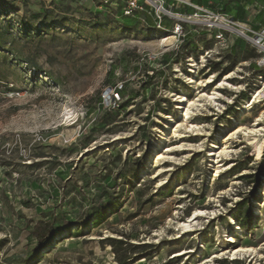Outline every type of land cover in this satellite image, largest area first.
Wrapping results in <instances>:
<instances>
[{
	"label": "rangeland",
	"instance_id": "1",
	"mask_svg": "<svg viewBox=\"0 0 264 264\" xmlns=\"http://www.w3.org/2000/svg\"><path fill=\"white\" fill-rule=\"evenodd\" d=\"M127 1L0 0V264H264V0Z\"/></svg>",
	"mask_w": 264,
	"mask_h": 264
},
{
	"label": "built area",
	"instance_id": "2",
	"mask_svg": "<svg viewBox=\"0 0 264 264\" xmlns=\"http://www.w3.org/2000/svg\"><path fill=\"white\" fill-rule=\"evenodd\" d=\"M149 1L153 2L154 8L156 9V11L154 10H151V11L156 17L155 19L156 25L159 29H161V24L163 23V20L167 16H169V17H173L177 21V26L175 28V34L177 35L183 34V23H187V21H190L191 18H188L187 16H184L182 14H174L173 11L170 9L166 10L165 5H164L166 3V0H162L160 4L152 0H149ZM183 4L187 5L188 2L184 1ZM124 10H125L124 13L126 16H132L136 12H139V11L147 12L148 6L144 2H138L137 0H128ZM226 26L231 30V32L234 31L237 34V38H242V39L249 38L248 33L250 31L243 28L239 23L228 20ZM212 28L216 29L215 27H212ZM256 44H258V42H256ZM262 59H264V57ZM263 65H264V62H263ZM122 88H123V84L112 87L108 91L104 92V94L102 95V103L105 109L115 110L119 108L120 104L123 102V99L119 93V91Z\"/></svg>",
	"mask_w": 264,
	"mask_h": 264
},
{
	"label": "trees",
	"instance_id": "3",
	"mask_svg": "<svg viewBox=\"0 0 264 264\" xmlns=\"http://www.w3.org/2000/svg\"><path fill=\"white\" fill-rule=\"evenodd\" d=\"M133 17H135V15L133 16ZM27 27H30V26H27ZM239 39V38H238ZM254 69H257V66H254ZM119 93H120V95H121V97H122V99H123V102L120 104V106H119V108H117V109H115V110H107V109H105L104 108V106H103V103H102V97H100L99 98V101H100V106L102 107V109L104 110V111H106L107 112V116H109V117H111V113H114V112H120L121 110H124V109H126L127 107H128V105H129V101H130V99H132V98H127V99H125V97H124V85H123V88L119 91ZM248 217H249V213L247 212V215L245 216V219H247V220H243V222L242 221H240V220H238V221H240V223H241V225L244 227V228H247L248 226H249V221H248ZM120 248L122 247V246H119ZM142 248H144V247H142ZM135 249H140V247H136ZM130 253V252H129ZM134 254H139V255H142V254H140V253H138V252H136V253H134ZM127 255V254H126ZM126 258L127 259H130L128 256H126Z\"/></svg>",
	"mask_w": 264,
	"mask_h": 264
},
{
	"label": "bare ground",
	"instance_id": "4",
	"mask_svg": "<svg viewBox=\"0 0 264 264\" xmlns=\"http://www.w3.org/2000/svg\"><path fill=\"white\" fill-rule=\"evenodd\" d=\"M211 83V82H210ZM216 95V94H215ZM214 99V98H213ZM188 115V114H187ZM252 133V132H251ZM234 136V135H233ZM162 158V157H161ZM168 170H170V169H168ZM162 172H164V170L162 171ZM184 226V225H183ZM187 226H189V225H186V227ZM184 229V228H183ZM188 229V228H187ZM242 250H235V253L237 254V253H239V252H241Z\"/></svg>",
	"mask_w": 264,
	"mask_h": 264
}]
</instances>
